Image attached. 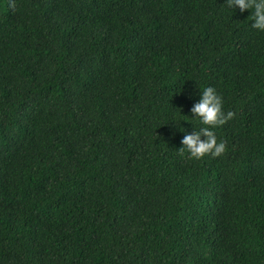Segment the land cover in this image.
I'll list each match as a JSON object with an SVG mask.
<instances>
[{"label": "trees", "instance_id": "1", "mask_svg": "<svg viewBox=\"0 0 264 264\" xmlns=\"http://www.w3.org/2000/svg\"><path fill=\"white\" fill-rule=\"evenodd\" d=\"M225 2L0 0V264H264V32ZM199 86L235 115L195 160Z\"/></svg>", "mask_w": 264, "mask_h": 264}, {"label": "clouds", "instance_id": "2", "mask_svg": "<svg viewBox=\"0 0 264 264\" xmlns=\"http://www.w3.org/2000/svg\"><path fill=\"white\" fill-rule=\"evenodd\" d=\"M226 6L230 10L239 9L240 12L251 10L252 27L264 32V0H226ZM199 100L191 107V119L173 118L184 133L181 145L178 149L180 155H188L189 159L201 160L206 156L220 157L227 150V143L218 140L215 129L225 125L233 119L235 113L225 112L224 97L214 87H200ZM195 95V93H194ZM183 116V115H182ZM190 121L201 125L194 132H188L180 122Z\"/></svg>", "mask_w": 264, "mask_h": 264}]
</instances>
